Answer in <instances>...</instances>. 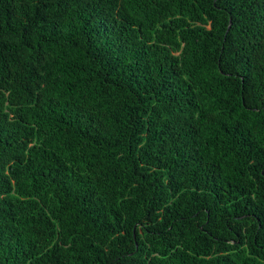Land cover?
Here are the masks:
<instances>
[{
	"label": "trees",
	"instance_id": "16d2710c",
	"mask_svg": "<svg viewBox=\"0 0 264 264\" xmlns=\"http://www.w3.org/2000/svg\"><path fill=\"white\" fill-rule=\"evenodd\" d=\"M0 264H264V0H0Z\"/></svg>",
	"mask_w": 264,
	"mask_h": 264
}]
</instances>
